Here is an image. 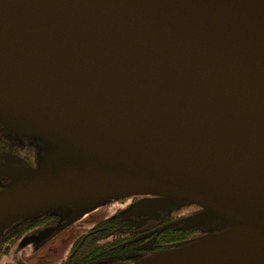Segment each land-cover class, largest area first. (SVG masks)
I'll return each instance as SVG.
<instances>
[{"label": "water", "instance_id": "1", "mask_svg": "<svg viewBox=\"0 0 264 264\" xmlns=\"http://www.w3.org/2000/svg\"><path fill=\"white\" fill-rule=\"evenodd\" d=\"M0 234L109 200L204 234L110 264H264V0H0Z\"/></svg>", "mask_w": 264, "mask_h": 264}, {"label": "flooded vegetation", "instance_id": "2", "mask_svg": "<svg viewBox=\"0 0 264 264\" xmlns=\"http://www.w3.org/2000/svg\"><path fill=\"white\" fill-rule=\"evenodd\" d=\"M1 127L0 123V157L16 156L26 165L36 166L38 155L33 146L20 137L6 135ZM7 183L0 176V189ZM146 198L130 196L110 200L69 224L64 216L50 211L24 219L0 234V262L6 259L3 264L130 262L189 239L197 231L182 229L177 221L199 211L200 207L144 209L139 203ZM22 242L23 250L32 245L35 249L14 262L10 256L12 249Z\"/></svg>", "mask_w": 264, "mask_h": 264}, {"label": "rangeland", "instance_id": "3", "mask_svg": "<svg viewBox=\"0 0 264 264\" xmlns=\"http://www.w3.org/2000/svg\"><path fill=\"white\" fill-rule=\"evenodd\" d=\"M21 140H23V141H26V142H28V143H30L31 141H30V139H26V138H23V137H21ZM30 145L31 146H33L32 148H34V150L33 151H35V152H37V155L39 154V147L37 146V144L36 143H34V144H31L30 143ZM39 162V157H38V159H37V163ZM110 201V200H109ZM105 204V203H104ZM103 204V205H104ZM102 206V205H101ZM98 207H100V206H98ZM98 207H96V208H98ZM95 208V209H96ZM177 208H179L180 210H182V209H185L186 210V207H177ZM146 209H149V208H146ZM94 210V209H93ZM192 233H194L193 234V236L191 237V238H193V237H197V236H200V235H202V234H204V231L202 230V229H197V231H195V232H192ZM190 239V238H189ZM28 240V239H27ZM24 241V240H23ZM176 244V243H175ZM23 242L22 243H20L19 245H17V246H15L13 249H12V252H11V255L10 256H12L13 257V260H14V262H18V261H20V259L22 258V257H24L25 255H28L29 253V250L31 249V250H34L35 249V246L34 245H32L30 248L29 247H26V249L25 250H23ZM174 245V244H173ZM24 246H25V244H24ZM172 246V245H171ZM171 246H169V247H171ZM168 248V247H167ZM28 253V254H27ZM6 260H8V259H6ZM6 260H3V261H6ZM3 261H1L0 262V264H3ZM117 262H120V261H117ZM131 262V261H130ZM113 263V262H112ZM6 264V263H5Z\"/></svg>", "mask_w": 264, "mask_h": 264}]
</instances>
